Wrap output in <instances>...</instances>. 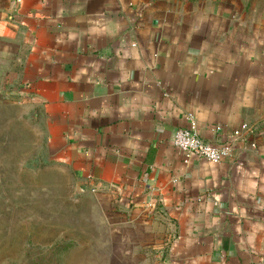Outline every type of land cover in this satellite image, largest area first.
<instances>
[{
	"label": "crops",
	"instance_id": "1",
	"mask_svg": "<svg viewBox=\"0 0 264 264\" xmlns=\"http://www.w3.org/2000/svg\"><path fill=\"white\" fill-rule=\"evenodd\" d=\"M0 99L98 214L100 264H264V0H0ZM192 122L232 155L187 157Z\"/></svg>",
	"mask_w": 264,
	"mask_h": 264
},
{
	"label": "rangeland",
	"instance_id": "2",
	"mask_svg": "<svg viewBox=\"0 0 264 264\" xmlns=\"http://www.w3.org/2000/svg\"><path fill=\"white\" fill-rule=\"evenodd\" d=\"M22 100L0 99V264H100L106 234Z\"/></svg>",
	"mask_w": 264,
	"mask_h": 264
},
{
	"label": "built area",
	"instance_id": "3",
	"mask_svg": "<svg viewBox=\"0 0 264 264\" xmlns=\"http://www.w3.org/2000/svg\"><path fill=\"white\" fill-rule=\"evenodd\" d=\"M218 128H221V125H219ZM249 129L250 125L244 122L234 130V135L236 136L242 131H248ZM173 141L184 151L187 157L196 154L212 161H220L232 155L234 150L233 141L231 139L221 143H214L202 138L193 122L190 126L178 127L174 131ZM251 144L256 145L255 142Z\"/></svg>",
	"mask_w": 264,
	"mask_h": 264
}]
</instances>
